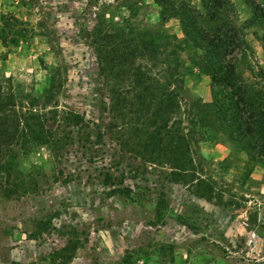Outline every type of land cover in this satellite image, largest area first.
<instances>
[{"label":"rangeland","instance_id":"1","mask_svg":"<svg viewBox=\"0 0 264 264\" xmlns=\"http://www.w3.org/2000/svg\"><path fill=\"white\" fill-rule=\"evenodd\" d=\"M231 1L253 82L262 29ZM159 12L155 0H0V79L22 135L0 155V264H264L262 163L199 125L187 170L155 146L188 135L190 99L212 100L191 51L178 54L181 95L162 50L123 67L102 52L118 30L117 43L145 29L181 39Z\"/></svg>","mask_w":264,"mask_h":264},{"label":"trees","instance_id":"2","mask_svg":"<svg viewBox=\"0 0 264 264\" xmlns=\"http://www.w3.org/2000/svg\"><path fill=\"white\" fill-rule=\"evenodd\" d=\"M160 7L161 23L176 19L180 23L183 37L165 34L161 31L144 30L135 41H115L114 35L102 37V52L114 67L130 66L135 58L151 55L157 50L166 53L167 75L174 87L171 94H185L183 82L177 77L180 66L179 52L191 51L193 65L206 75L212 86V100L192 98L188 101L189 133L177 139L174 144H155L158 150L168 153L177 167L186 168L190 160L186 153L188 143L196 141V126L222 132L235 146L264 166V69L248 70L256 81L245 77L241 62L249 58L252 47L246 40L245 27L231 0H155ZM251 12V20L262 29L260 41L264 47V0H244ZM2 41L7 38L1 33ZM177 43L173 44V41ZM13 41H17L15 38ZM170 47H172L170 49ZM5 82H9L7 78ZM53 88V84L51 86ZM48 91H51L52 89ZM12 85L5 90L0 79V155L3 149L19 141L21 115L18 113ZM148 89V88H146ZM168 99H171L168 97ZM48 101V100H47ZM51 101V99H49ZM4 164L0 160V175ZM7 177L11 169L5 168ZM1 178V177H0ZM70 249L69 246L64 250ZM74 247L71 249V251ZM73 256L67 258L68 264Z\"/></svg>","mask_w":264,"mask_h":264}]
</instances>
